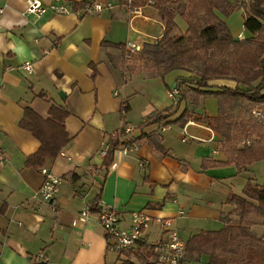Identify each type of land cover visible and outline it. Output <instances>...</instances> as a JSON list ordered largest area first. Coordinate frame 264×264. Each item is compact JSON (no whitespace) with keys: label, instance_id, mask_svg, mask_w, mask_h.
I'll list each match as a JSON object with an SVG mask.
<instances>
[{"label":"crops","instance_id":"1","mask_svg":"<svg viewBox=\"0 0 264 264\" xmlns=\"http://www.w3.org/2000/svg\"><path fill=\"white\" fill-rule=\"evenodd\" d=\"M41 1H65L71 12L28 13L26 0H0V153L6 157L0 164V264H121L124 255L107 250L98 221L81 217L83 208L97 200L120 212L124 227L130 225L133 212L145 210L171 217L186 241L202 230L222 229L223 217L234 208L226 200L236 192V182L242 179V189L249 179L263 185L264 170H256L257 162L242 172L235 164L203 167L204 159L228 157L219 135L205 122L218 114V101L211 97L217 110L212 107L204 115L192 111L184 125L148 121L138 128L169 108L164 106L174 100L168 91L180 77L193 75L174 70L162 78L146 59L144 48L165 31L155 1L138 4L142 14H134L119 0H96L112 6L94 14L75 8L89 0ZM241 3L232 21L216 13L234 37L245 39L257 34L259 22L246 15ZM176 22L173 33H185L188 26L181 15ZM130 42L138 49H129ZM26 62L32 63L30 73L22 68ZM92 63L99 70L95 78ZM159 79L166 85V95L161 96ZM211 84L236 86L230 79ZM53 103L70 111L66 127L71 136L60 155L45 162L63 179L54 207L39 197L44 180L40 169L25 167L26 157L38 150L40 142L19 125L27 107L47 118ZM135 112L140 119H135ZM124 125L134 128L129 137H138L137 149L116 151L106 168L102 150ZM152 133L161 136L168 155L150 148ZM180 209L186 212L183 216ZM184 232L193 233L186 238ZM162 237L155 224L146 232L149 243ZM209 258L202 255L193 261L210 264Z\"/></svg>","mask_w":264,"mask_h":264},{"label":"trees","instance_id":"2","mask_svg":"<svg viewBox=\"0 0 264 264\" xmlns=\"http://www.w3.org/2000/svg\"><path fill=\"white\" fill-rule=\"evenodd\" d=\"M119 1L127 4V0ZM147 1L133 0V4ZM154 1L165 31L161 39L144 48L146 59L158 69L162 78L174 70L190 71L193 75L178 79L179 94L175 107L154 114L138 128L144 127L148 121L151 124L184 125L189 113L203 106L204 98L212 97L218 101V114L205 122L219 135L228 157L226 160L204 159L203 167L235 164L238 172H242L253 163L264 160V122L256 121L251 115L236 119L243 106L247 114L255 106H264V0H242L241 6L246 15L259 22L257 34L245 39L234 37L226 21L216 13L218 10L228 17L237 9L240 0L236 3L229 0ZM87 2L83 1L75 8L83 10ZM178 14L188 26L186 32L180 35L173 33L177 28ZM90 68L95 78L99 73L98 67L92 63ZM215 79H230L236 82V86L211 84ZM183 103L184 107L181 106ZM126 109L123 108L124 113ZM69 115L68 108L57 103L52 104L47 118L33 108L25 109L19 125L40 142L38 150L26 157L25 167L39 170L45 166L47 159L55 160L60 155L71 140L66 127ZM160 137L155 133L148 135L150 148L168 155ZM137 140L135 136L121 138L120 135H111L103 165L107 168L113 162L116 151ZM226 203L234 208L223 217V228L202 230L191 236L181 264L202 255H209L210 264H264V236L253 232L249 219L253 211L264 218V185L249 179L241 194L229 193ZM103 207L98 200L88 205L94 217L102 212ZM1 212H5V206ZM233 214L238 217L232 218ZM2 232L0 226V234ZM152 248L153 244L147 242L139 246L136 257L140 264H157ZM121 253L124 256L132 254L130 251ZM121 264L137 263L126 258Z\"/></svg>","mask_w":264,"mask_h":264},{"label":"built area","instance_id":"3","mask_svg":"<svg viewBox=\"0 0 264 264\" xmlns=\"http://www.w3.org/2000/svg\"><path fill=\"white\" fill-rule=\"evenodd\" d=\"M26 2V11L28 13L44 14L48 11H52L56 14H67L71 12L68 3L65 1H54L49 4H44L41 0H26ZM127 4L134 14L143 13L142 7L133 4V0H127ZM110 6H112L110 3L104 4L96 0H89L82 11L85 14L100 13ZM127 45L131 50L138 49V47L131 42ZM22 68L30 73L32 71V63L26 62ZM178 94L179 87H177V85L168 91L169 98L174 100L175 104ZM254 113L259 117H263L260 110H255ZM133 130L134 128L131 126L124 125L116 130L112 136L120 135L121 138H128ZM186 139L187 138H184L183 141ZM109 146L110 144H107L102 150L104 155L108 152ZM126 148L136 150L137 145L136 143H132ZM5 159L6 157L0 153V164H2ZM40 172L43 174L44 180L38 192L39 197L43 202L54 207L63 179L54 174L50 168L46 166H43ZM185 213V210H179L180 216H183ZM81 217L87 220L94 216H92L88 206H85L81 211ZM94 218L105 231L107 250L109 252L121 253L123 251H130L132 254L137 255L139 246L146 242L149 243L146 239V232L151 225L155 224L158 225L164 233L162 239L150 243L153 244V256L157 264H181L186 256L187 241L182 238L177 229L174 228L173 219L171 217L155 216L145 210L137 211L132 213L130 225L128 227H123L120 212L114 208L104 206L102 212ZM43 257L44 255L40 254V258Z\"/></svg>","mask_w":264,"mask_h":264},{"label":"rangeland","instance_id":"4","mask_svg":"<svg viewBox=\"0 0 264 264\" xmlns=\"http://www.w3.org/2000/svg\"><path fill=\"white\" fill-rule=\"evenodd\" d=\"M238 10H235V11H233L228 17H230V19H229V21H232V20H234L235 18L234 17H236L237 16V14H236V12H237ZM140 82L141 81H139V83L136 85V86H139L140 85ZM159 90H160V92H161V96H163L164 94L166 95V85H165V83H164V81L163 80H161V79H159ZM129 85H131V79L129 80ZM158 87V83H155V85L154 86H152V88H154V90H155V93L157 92V90H156V88ZM212 98V97H211ZM210 97H206V98H204V105L203 106H200V107H197L196 109H195V111L196 112H198V113H200V114H202V115H204V114H206L209 110H211L212 109V107H215V109L217 110V108H216V106H214V105H211L212 104V102L214 103V100H212ZM215 99V98H214ZM165 100H166V98H165ZM166 103V102H165ZM172 104V105H171ZM171 104H170V106H169V103L166 105V106H164V107H175V103H174V101L173 102H171ZM190 105V104H189ZM216 105H217V103H216ZM183 107H184V103H183ZM218 107V106H217ZM244 108H242L241 110H239L238 111V113L236 114V119L237 120H240V119H242L243 117H249L250 115L256 120V121H258V122H264V106H262V105H260V106H255L254 108H253V110H251V111H249V113L247 114L246 112H245V106H243ZM189 108H192V106L190 105L189 106ZM209 108V109H208ZM207 110V111H206ZM254 110H260L261 112H262V114H263V117H259V116H257L255 113H254ZM129 113H130V111L127 113V116L129 115ZM134 117H135V119H140V117H141V115H140V113H137V112H135L134 113ZM221 147H222V150H225V147H224V145H223V143L221 144ZM258 164L256 165V170L257 169H260V170H264V160H261V161H258L257 162ZM262 182L261 183H263V185H264V179H262L261 180ZM243 181H242V179H240V180H238L237 182H236V184H237V187L235 188V191L237 192V193H242L243 192V189H242V183ZM229 215V213H227L226 214V216H228ZM235 217H238V215H235V214H233L232 215V218H235ZM249 219L252 221V225H251V228H252V230H254L253 232L255 233V234H257L258 236H264V218L263 217H261V216H259L258 214H257V212L256 211H253L251 214H250V217H249ZM124 227V226H123ZM185 233V237L186 238H188L193 232H184ZM144 249V248H143ZM148 249V248H147ZM126 256V257H125ZM122 259H121V261L122 260H125L126 258H129V259H131V260H133V261H135L137 264H140V262H139V260L137 259V255L136 254H129V255H125ZM186 263H184V264H201V262L199 263L198 261H193V260H188V262L187 261H185ZM202 262H205V260H202Z\"/></svg>","mask_w":264,"mask_h":264},{"label":"water","instance_id":"5","mask_svg":"<svg viewBox=\"0 0 264 264\" xmlns=\"http://www.w3.org/2000/svg\"><path fill=\"white\" fill-rule=\"evenodd\" d=\"M59 95L62 97V98H64L66 95L64 94V92L63 91H60L59 92Z\"/></svg>","mask_w":264,"mask_h":264}]
</instances>
